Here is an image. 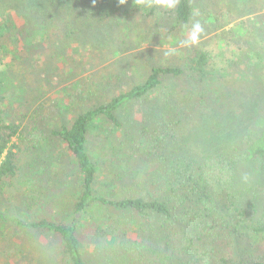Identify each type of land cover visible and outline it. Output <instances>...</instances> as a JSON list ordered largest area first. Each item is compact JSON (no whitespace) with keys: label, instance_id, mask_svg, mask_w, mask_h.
I'll use <instances>...</instances> for the list:
<instances>
[{"label":"rangeland","instance_id":"rangeland-1","mask_svg":"<svg viewBox=\"0 0 264 264\" xmlns=\"http://www.w3.org/2000/svg\"><path fill=\"white\" fill-rule=\"evenodd\" d=\"M21 3L28 7L33 0ZM116 3L122 9L103 26L91 23L84 41L76 34L78 29L75 36L63 23L50 24L41 16L25 18L16 1L0 0V117L4 124L18 127L11 144L19 158L13 184L0 191V264H69L58 234L18 224L40 220L75 224L87 264H160L159 257L147 249L159 250L161 244H167L168 253L189 258L187 264L197 257L199 264H222L220 257L237 248L242 253H260L264 239L240 235L236 242L234 224L240 210L264 217V159L244 160L245 139L237 141L238 133L224 139V133H214L212 139L218 138L222 145L208 147L214 141L205 144L203 134L209 140L207 126L224 128L219 121L225 112L220 113L216 104L231 90L240 97H254L253 103L261 101L245 107L258 108L250 119L249 113L246 132L255 136L263 129L264 0H191L192 14L186 24L177 22L173 9L158 6L155 0ZM130 8L135 13L125 12ZM197 22L203 29L197 42L185 45ZM93 28L110 35L105 49H99ZM121 41L114 55L106 50ZM198 53L206 57L201 69L195 63ZM171 65L182 68L183 75H163L162 85L152 93L116 112L119 125L95 122L86 139L98 168L96 195L164 200L176 213L177 227L162 235L160 229L172 228V223L135 218L133 212L100 204L77 212L80 177L66 144L53 131L72 123L80 112L142 83L152 67ZM166 105L167 114L162 111ZM191 107L201 108H192L198 111L191 116L199 114L201 119L203 115L207 126L189 117L179 121L177 111L189 113ZM254 122L257 127L249 126ZM161 136L174 183L169 189L176 190L182 175L186 181L185 158L195 155L201 160L205 155L201 145L209 154L221 148L233 151L239 145L235 155L242 160L232 172L214 157L200 179L216 193L208 200L188 202L180 192L158 190L153 184L152 174L162 160L156 150ZM135 137L139 148L130 151Z\"/></svg>","mask_w":264,"mask_h":264},{"label":"trees","instance_id":"trees-1","mask_svg":"<svg viewBox=\"0 0 264 264\" xmlns=\"http://www.w3.org/2000/svg\"><path fill=\"white\" fill-rule=\"evenodd\" d=\"M6 1H16L20 12L25 18L29 16H32V18L41 16L43 17L44 22H48L50 24L60 25L63 23V27L72 28V34L75 36L78 35L81 37L80 39L84 41L88 39L85 33H87L88 28H92L91 23H98L99 26H103L101 23L105 21H111L114 12L122 9V7L116 3V0H33V4L31 6H34V8L32 10H30L31 6L27 7V3H21V0ZM125 1L126 0H124V2ZM141 1L144 0H132V5L133 2H137V5H139ZM48 6L49 8H47ZM136 9L141 8L138 6ZM136 9L134 11H130V8L127 11H124L131 15L132 13H135ZM173 12L177 22L186 24L192 14L191 0H177V5L173 9ZM65 18L67 21H63ZM82 23H84L86 26L81 27L80 24ZM42 28L44 29V27ZM77 29L79 32L76 33V35L75 30L77 31ZM92 30L93 33L99 37V41L97 42L99 49H105L106 45H104V42L110 35H107L101 31H97L94 28ZM39 34L42 35V32H39ZM123 43L124 41H121L117 47L106 50H112L111 55H114L118 50L117 48ZM198 54L196 55L195 63L198 65L199 69H201V64L206 60V57L200 53ZM183 72L184 71L182 68L175 65L152 67L150 69L149 75L142 83L136 84L124 92H120L107 102L95 105L84 112H80L72 123L67 126L63 125L60 129L53 131V134L56 137L61 138L66 144L67 149L72 157L74 169L80 177L81 190L75 205L77 212L87 210L92 204H100L102 206L112 207L122 212H133L135 215L137 214L135 218L139 217L140 215L144 219L159 218L164 219L161 220L160 223H162V221L168 224L172 223V228H167L164 226L160 229V234L162 235L168 233V229L172 233L171 230L177 227V225L174 224V221L177 220L176 213L173 212V209L164 200H159L158 198L145 199L141 196L135 197L131 195H124L120 198L109 199L104 196L96 195L94 192V184L96 183L95 181L98 168L96 162L90 156L86 138L90 126L95 122L105 123L106 121H109L115 125H119L120 123L117 120L116 112L120 108L124 107L128 102L152 93L157 86L162 85L161 77L163 75H171L172 77L177 78L182 76ZM236 92H232V90L225 92V94L222 96L223 99L221 100V104H216L217 110L220 109V113L225 112V116L221 121H219V123H224L219 124L220 128L221 126H224V128L220 130L216 129V127L211 129V126L209 128L203 115L201 116V119L197 118L199 114L197 117L192 118L191 115L198 111L197 109L192 108H198L201 110L199 107H191L192 110L189 113L177 111L179 118H181L178 119L180 121L183 120L184 117H189L192 118L194 122L197 121L199 126H203V124L207 126L210 131V138L208 140L204 133V143L206 144L207 142L214 141L212 144L207 145V147L216 146L218 143L220 146L222 145V142H220L218 138L214 140L212 139L214 133H224L222 135L223 139L227 136L231 137L238 133L237 141L240 139H245L242 143L245 157L244 160L256 158L262 160L264 159V121L262 124L263 129L257 135H252V137L249 135V132H246L248 129L247 123L251 116L254 115V113L258 110V108L256 111L254 110L255 108L253 109V107L245 109L247 105L257 106L261 101L253 103L254 97H250L249 95L245 96V94L240 97L239 95H236ZM167 109H169V107L166 105L164 108H162V111L166 112L167 114ZM249 113L250 116L248 119ZM197 122L196 124H198ZM152 123H155V121ZM249 126L257 127V124L254 122V124L251 123ZM17 128V125L13 123L4 124L0 117V191L13 184L17 176L19 158L16 151L13 149V144H11L12 138L17 133ZM164 138L165 137L163 136H161L160 139L157 138L158 143L156 146L158 148H156V150L157 153L162 156L163 161H160V169H156L155 173L152 174L154 177L153 179L156 178L153 181V184L154 186L159 187L158 190L163 189V191L170 190L174 192H180L182 194L181 198H183L185 201L187 200L188 202L189 200L198 202L203 201L204 199L208 200L211 199L213 194L216 193L213 186L208 183L205 184V182L200 179L202 169L212 167L214 157H219V161L222 164L226 163L227 169H231L232 172L242 160L239 155H235L237 151L241 150L239 145H236L235 148H232L233 151H230L231 149L225 148H221V150L218 149L217 154H209V152H205V146L201 145L200 147H202V152L205 154L202 155L201 160H199L195 155H190L188 158H185V165L182 167V172L186 171L185 174L187 175V182L182 180V175L179 178V181L177 180L176 188L174 187L176 190L169 189L173 188L172 186L174 183L171 180V176H169L171 172L167 169L169 167L170 161H168V157H166L165 149L162 148V146L166 144ZM138 139L139 137L133 138L130 151L136 148L138 145V142L136 141ZM137 147L139 148V146ZM216 150L217 149L213 150V152ZM180 169L181 168L174 169V172H177V170ZM177 176L179 177V174H177ZM183 183H186V185H182ZM181 187L187 188L185 190H181ZM255 206L256 204L253 203L252 207L255 208ZM223 207L225 208V206ZM235 219L234 234L236 242L237 240H240V235H244V237L259 235L264 239V217H256L250 213H245V211L240 210L237 218ZM18 224L20 226H27L29 228L54 231L61 238L64 256L65 258L67 257L66 261L69 264H87L81 252V235L77 232L75 224H60L50 220H40L30 223L19 222ZM194 232L195 231L193 229L191 234H194ZM166 247L167 244H161L159 250L149 248L147 250L150 251L154 256L159 257L158 262L160 264H187L189 262V258L186 261L185 257L177 254L176 252L174 253V251L170 250L168 253ZM197 254L198 253L195 254L196 257ZM204 254L209 255L206 252ZM199 260L200 259L197 257L192 260L190 264H199ZM154 261L155 260L153 258V262ZM220 261L222 264H264V247L258 254L253 252L242 253L241 250L237 248V250H235L233 253H228L221 256Z\"/></svg>","mask_w":264,"mask_h":264},{"label":"clouds","instance_id":"clouds-1","mask_svg":"<svg viewBox=\"0 0 264 264\" xmlns=\"http://www.w3.org/2000/svg\"><path fill=\"white\" fill-rule=\"evenodd\" d=\"M155 3L158 6H163L169 10L174 9L177 5V0H155ZM201 25L197 22L192 26L191 37L190 40H185L183 43L187 44H195L198 40V34L202 32Z\"/></svg>","mask_w":264,"mask_h":264}]
</instances>
